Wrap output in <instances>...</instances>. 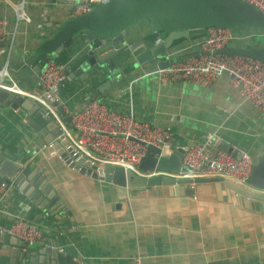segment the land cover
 Listing matches in <instances>:
<instances>
[{
    "label": "crops",
    "instance_id": "obj_1",
    "mask_svg": "<svg viewBox=\"0 0 264 264\" xmlns=\"http://www.w3.org/2000/svg\"><path fill=\"white\" fill-rule=\"evenodd\" d=\"M20 2L29 21L15 20L12 5ZM77 2L0 0V17L6 22L4 42L13 36L0 68L6 65L24 90L41 91V65H34L32 59L46 53L45 44L53 40L50 37L58 32V25L72 16ZM143 26V22L136 23L128 30ZM246 36L249 32L230 44L252 43ZM203 37L189 39L173 49L171 55L197 51L196 43ZM3 54L0 50V56ZM150 63L124 74L97 98L120 112L132 110L152 126L171 127L173 149L187 146L191 138L203 140L212 134L217 137L219 148L221 143H227L237 153H247L254 159L264 152V116L241 97L227 73L208 86L193 82L161 84L157 72H144ZM104 80L106 77L96 79L82 88L72 83L60 85L64 105H83L90 88ZM53 130L51 121L42 136L50 138ZM34 136L14 110L0 105V150L16 157L12 162H19L17 157L24 156L27 164L36 163L46 186L58 197L52 208L41 209L12 185L8 186L0 202V225L8 226L20 215L37 223L43 235L41 241L31 245L13 236L8 242H0V264H27L14 253L25 248L34 251L32 264H50L52 255L46 248L71 255L80 264L264 263L263 205L251 208L234 201H219L217 194L225 195L227 191L216 189L212 183L197 185L195 195H170L164 185L153 186L154 194L150 195L133 188L123 192L76 172L59 155L36 150ZM47 203L44 200L43 205Z\"/></svg>",
    "mask_w": 264,
    "mask_h": 264
},
{
    "label": "water",
    "instance_id": "obj_2",
    "mask_svg": "<svg viewBox=\"0 0 264 264\" xmlns=\"http://www.w3.org/2000/svg\"><path fill=\"white\" fill-rule=\"evenodd\" d=\"M140 22L144 23L143 27L128 30L129 26ZM211 26L242 30L256 28L249 33V37L246 36L252 43L240 46L229 44L215 52L247 55L264 61V14L244 0H109L107 3L94 6L88 13L71 16L66 22L60 23L55 34L59 44L53 51L37 58L33 57L32 62L34 65L42 66L48 60H55L65 75L61 85L72 83L82 88L94 83L96 79L106 77V80L96 87L90 88L86 101L88 102L97 98L115 80H119L124 74L145 62L152 63L144 68V72L152 73L166 67L170 62L201 54L197 51H187L171 55V52L177 46L187 43L189 39L205 36L207 28ZM8 46V43L0 42V50L4 51L0 61L5 59ZM25 101L35 108L32 110L24 103ZM0 105L10 107L24 120L35 135L33 143L36 150H42L46 155H59L65 164L76 172L112 184L121 191L133 188L142 192V195H150L154 194L153 186L164 185L170 195H195L197 185L212 183L216 189L227 191L225 195L217 194L219 201H234L251 208L264 206V192L260 191L264 190V152L255 159L247 186L225 177L191 179L156 175L146 178L120 166L109 164L98 166L84 161L83 158L71 156L65 140L58 136L60 130L57 123L34 100L0 88ZM58 109L64 116L63 109L61 107ZM65 120L69 123L67 116ZM51 121L54 133L47 139L42 136L43 130L49 127ZM186 148L187 146L178 147L166 157H157L155 154L158 153V149L148 145L138 169L147 171L156 167L175 172H188L190 168L180 161ZM220 148L231 151L236 157L240 156L228 147L227 143H221ZM15 159L16 157L8 152L0 150V176L8 185H12L20 195L41 209L56 205L58 197L46 186L44 175L38 172L36 163L34 166L27 164L23 161L24 156L17 157L19 162H12ZM44 200L48 202L45 205ZM19 202L27 203L24 200ZM64 205L62 208H65ZM59 206L58 204L56 208ZM9 239L11 238L8 235L0 234V242H8ZM45 251L52 255L50 264H80L71 255H63L62 252L60 254L57 249L46 248ZM14 253L23 257L21 259L23 263H34V251L29 248Z\"/></svg>",
    "mask_w": 264,
    "mask_h": 264
},
{
    "label": "built area",
    "instance_id": "obj_3",
    "mask_svg": "<svg viewBox=\"0 0 264 264\" xmlns=\"http://www.w3.org/2000/svg\"><path fill=\"white\" fill-rule=\"evenodd\" d=\"M109 0H79L72 16L88 13L94 6ZM264 14V0H244ZM15 20L29 21L23 2L12 5ZM234 28L211 26L206 35L196 43L201 54L181 61L170 62L157 71L161 84L171 82H193L210 85L225 71L231 83L238 87L241 97L252 103L264 116V61L247 55L222 54L217 49L229 45L236 35ZM248 33V32H247ZM6 22L0 17V42L4 41ZM13 36L7 41L11 47ZM158 41V40H157ZM156 41V42H157ZM65 75L55 60L46 61L40 69L38 84L42 91L33 93L21 88L7 71L6 65L0 68V88L30 98L42 106L57 123L61 139L65 140L71 156L83 158L90 164L103 166L116 165L141 177L163 175L174 178L225 177L233 182L247 186L255 162L253 156L240 153L239 157L219 148L215 135H206L203 140L191 138L181 156V164L190 168L188 172L170 171L161 168L141 171L138 164L150 145L158 149L157 157L168 156L172 148L173 131L171 127L152 126L144 118L137 117L132 110L118 111L99 98H94L81 106L64 105L59 87ZM69 118L60 115L58 107ZM74 131V132H73ZM8 183L0 176V202ZM0 234L21 239L31 245L42 239L41 227L17 215L8 225H0ZM135 264H140L137 261ZM264 264V263H263Z\"/></svg>",
    "mask_w": 264,
    "mask_h": 264
},
{
    "label": "trees",
    "instance_id": "obj_4",
    "mask_svg": "<svg viewBox=\"0 0 264 264\" xmlns=\"http://www.w3.org/2000/svg\"><path fill=\"white\" fill-rule=\"evenodd\" d=\"M253 30H256V28H253L252 30H248L247 32L250 33ZM50 39H53V40H49V42L47 44H45L46 53L53 51L56 48V46L59 44V40L57 38H55V35L50 37Z\"/></svg>",
    "mask_w": 264,
    "mask_h": 264
},
{
    "label": "rangeland",
    "instance_id": "obj_5",
    "mask_svg": "<svg viewBox=\"0 0 264 264\" xmlns=\"http://www.w3.org/2000/svg\"><path fill=\"white\" fill-rule=\"evenodd\" d=\"M247 31H248V30H242V29H239V28H235V32H234V34L236 35L235 38H237V37L240 36V35H241V38L238 37V39H242V38H244V35H245V33H247ZM247 40H249V39H247Z\"/></svg>",
    "mask_w": 264,
    "mask_h": 264
},
{
    "label": "clouds",
    "instance_id": "obj_6",
    "mask_svg": "<svg viewBox=\"0 0 264 264\" xmlns=\"http://www.w3.org/2000/svg\"><path fill=\"white\" fill-rule=\"evenodd\" d=\"M60 107V106H59ZM59 110V109H58ZM60 113V112H59ZM61 115V114H60ZM62 116V115H61ZM65 116V115H64ZM63 117V116H62ZM65 118V117H64ZM68 123V122H67Z\"/></svg>",
    "mask_w": 264,
    "mask_h": 264
}]
</instances>
